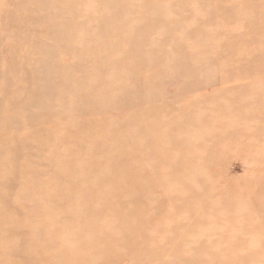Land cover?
<instances>
[{
  "label": "rangeland",
  "instance_id": "374dc122",
  "mask_svg": "<svg viewBox=\"0 0 264 264\" xmlns=\"http://www.w3.org/2000/svg\"><path fill=\"white\" fill-rule=\"evenodd\" d=\"M0 264H264V0H0Z\"/></svg>",
  "mask_w": 264,
  "mask_h": 264
}]
</instances>
